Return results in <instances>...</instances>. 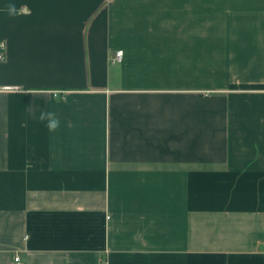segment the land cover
Wrapping results in <instances>:
<instances>
[{
    "label": "crops",
    "instance_id": "obj_1",
    "mask_svg": "<svg viewBox=\"0 0 264 264\" xmlns=\"http://www.w3.org/2000/svg\"><path fill=\"white\" fill-rule=\"evenodd\" d=\"M0 9V264H264V0Z\"/></svg>",
    "mask_w": 264,
    "mask_h": 264
},
{
    "label": "clouds",
    "instance_id": "obj_2",
    "mask_svg": "<svg viewBox=\"0 0 264 264\" xmlns=\"http://www.w3.org/2000/svg\"><path fill=\"white\" fill-rule=\"evenodd\" d=\"M0 11H2V9H0ZM6 12L9 17H14L17 14L16 5L14 2H10L7 4ZM53 95H56L55 90H53ZM57 99H59L58 96ZM38 119L40 122L44 123L49 133H55L60 127V120L52 111H42Z\"/></svg>",
    "mask_w": 264,
    "mask_h": 264
},
{
    "label": "built area",
    "instance_id": "obj_3",
    "mask_svg": "<svg viewBox=\"0 0 264 264\" xmlns=\"http://www.w3.org/2000/svg\"><path fill=\"white\" fill-rule=\"evenodd\" d=\"M7 59V43L5 40L0 39V63L5 62ZM123 59V52H117L114 57L115 62H121ZM15 262H20V257H15Z\"/></svg>",
    "mask_w": 264,
    "mask_h": 264
}]
</instances>
